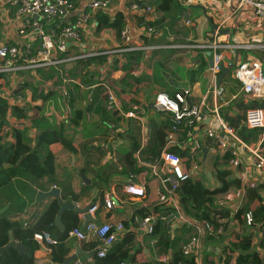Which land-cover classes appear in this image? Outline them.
I'll return each mask as SVG.
<instances>
[{
    "label": "built area",
    "instance_id": "1",
    "mask_svg": "<svg viewBox=\"0 0 264 264\" xmlns=\"http://www.w3.org/2000/svg\"><path fill=\"white\" fill-rule=\"evenodd\" d=\"M113 1L4 0L6 14L18 19L16 33L22 41L0 43V103L4 101L6 106L1 125V133L5 137L1 143L7 146L6 142H10L8 135L28 125V120L35 115L37 104L42 108L40 115L49 121L78 117L81 121L91 122L99 104L98 96H95L96 88L100 90L104 110L115 111L122 119L140 121L142 142H145L148 133V124L144 119L145 105L121 92L124 88L123 78L129 74H141L145 63L141 58L140 61H133L128 69H122L127 55L141 53L146 56L169 48L185 50L198 47L208 50L212 59L209 67L211 81L204 94L195 98L188 86L179 88L173 95L159 91L149 104L155 112L163 113L170 121L165 131L166 142L161 151L147 161L139 151L135 156L138 163L153 169L161 209L150 211L135 221L138 230L144 234L152 233L158 223H162L166 234L180 227L190 228L192 233L181 241L179 247L183 255L192 257L194 264H225L223 260L207 262L202 247L203 240L208 235L222 233L223 226L216 227L207 221L187 217L179 205L176 191L181 182L199 179L198 167L204 146L218 156L223 170L240 180L238 187L218 194L215 199L218 207L228 209L231 216L247 201L246 190L264 183V108H247L239 128L230 125L221 113L224 107L231 105L237 98L245 103L264 99V54L239 60L233 58L238 50H260L264 53V40L236 43L222 33L226 21L241 8L251 9L254 16L264 22V0H236L231 14L213 27L211 38L198 45L176 41L167 27L149 18L155 12L152 5L132 1L128 11L141 16L142 20L132 26L125 24L111 45L97 47L95 42L98 38L94 35L97 28L96 12L107 14L112 19L115 16L112 14ZM72 12H75L72 20L62 21ZM184 22L188 23L189 20L186 18ZM162 29L167 33L166 42L154 40L160 38ZM175 37L183 39L181 34ZM91 58H96V62L88 67L92 74L90 81L72 75L64 68L68 64L73 66ZM221 67L228 69L225 76L238 83L237 90L229 96H226L227 87L219 81ZM77 68L82 72L85 70L83 64ZM81 71L78 70V73ZM25 73L39 82L34 99L33 87L24 85ZM111 80L116 81L115 84ZM18 110L24 115L18 116ZM110 125L108 138L114 141L119 129L114 122ZM252 129L259 130L257 137L245 139L242 135L244 130ZM205 142L209 143L208 146ZM173 146L185 148L187 156L181 157L178 152L171 151ZM124 189L137 196L145 193L143 186L136 187L133 184H127ZM116 199L112 192H106L103 204L107 209H112L119 203ZM98 207L99 204L94 203L87 211L90 221L83 226L73 227L69 236L82 243L94 242V257L103 258L123 232L124 225L122 221L99 223L92 220ZM81 215L85 218L83 213ZM241 218L246 227L253 224L250 210H246ZM34 239L37 242L55 243L47 231L34 233ZM161 261L167 263L168 259L163 256ZM43 264L53 263L49 261ZM73 264L82 262L75 259ZM111 264L126 263L118 261Z\"/></svg>",
    "mask_w": 264,
    "mask_h": 264
},
{
    "label": "crops",
    "instance_id": "2",
    "mask_svg": "<svg viewBox=\"0 0 264 264\" xmlns=\"http://www.w3.org/2000/svg\"><path fill=\"white\" fill-rule=\"evenodd\" d=\"M73 1L80 2L82 0H73ZM159 1L160 0H142V3H140V4H148L153 6L155 10L154 12L155 16L151 14L149 18L155 21L161 18L160 13L156 11V5ZM130 2H132V0L113 1L112 14L114 15L121 14L123 17L124 25L127 24L129 26H132L137 21H141L142 18L141 16L133 15L131 12L128 11V5ZM177 2L181 7L200 6L202 8L201 10L202 12L199 11V15L204 19V21L207 20L208 23L211 22L208 31L203 32V42L201 43L191 42L192 41L191 35L194 34V32L196 31V30L194 31L195 25L192 21L185 23L187 28L190 30L189 31L187 30L188 33L182 35L183 39L175 37L178 36V34L174 35L176 41L179 42L186 41L189 44L198 45L205 43L207 40L211 38L210 33L212 32L213 27L216 26V24L221 19H224L231 14V12L235 8L236 0H177ZM6 8L7 5L5 4L4 0H0V43L3 41L7 43L21 42L22 38H20L16 33V24L18 22V19H15L14 16H8L6 14ZM185 12L187 16L186 17L184 16V18L186 19L188 17V13L187 11ZM202 13L204 16L201 15ZM74 16H75V12H72L71 14H67L65 18H62V21H64V19H65L64 22H66L67 20H72ZM178 22H180V25L182 24L181 19L177 20L176 18L175 21L172 23L173 25L170 26V18L165 17V19L160 21L159 23L165 25L169 29L174 25H177ZM166 24H168L169 26H167ZM117 33L118 32L113 28H106L102 30V32H97L96 30V34H94L98 38V41L95 42L96 46L106 47L111 45L114 42V40H116ZM222 33H225L227 35V39L236 43H255L258 41H263L264 22L260 21L257 17H255L251 9L241 8L239 11L236 12L233 18L226 21ZM166 35L167 34H165L164 38H159L154 40L166 42L167 41ZM193 48L198 49L199 51H201V53H203L206 56L204 65H206L209 68L210 65L208 64V59L210 58V54L209 56L207 55V52L209 51L198 47H193ZM163 50L183 51L184 49L179 50V49L169 48ZM161 51L162 50L155 51L153 56L159 55ZM263 54L264 53L260 50H238L236 54L233 56V58L234 59L238 58L239 60L241 58L245 59L251 56L261 57L263 56ZM153 56H151V58ZM142 58L144 61L145 56L143 54H142ZM157 60L158 59L154 61L149 60L148 61L150 66L149 69H147L145 64V68L143 72H141V74L138 75L129 74L122 80L124 88L121 89V92L129 95L131 99H137L138 101L142 102L145 105L144 119H145V123L148 124V132L150 131L151 119L156 118V115L159 113V112H155L152 109V107L149 105L153 97L155 96L154 94L151 93H153L154 90L156 93L159 92L160 90L159 85L157 86L152 85L153 81L151 77ZM200 61H201L200 57L188 59L187 64L188 62H191L190 64H188L189 72L191 71V69L192 70L198 69V64L200 63ZM80 64L82 65V63L74 64L73 66L68 64L64 68L67 71H69L72 75L81 76V78H85V74L83 72L77 73L76 68ZM147 72L149 73L148 77H146ZM165 73L169 77L166 78V80H168L169 82H170L169 79L174 80V84H171V82L170 84L174 85L175 88H178L177 84H187V86L192 89L191 91L195 98H198L199 96L205 93L211 81V75H210L208 80L205 81L204 84L205 87L203 89L204 91H202L201 89L202 83L197 81L195 78L197 74H195L194 80L190 81V77L187 75H184L180 77L179 80H177L176 77H173L169 72H165ZM23 79L27 81V83L29 81L31 83L30 85L31 87H33V85L35 87L39 86V82L34 81L33 80L34 78L29 73L23 74ZM228 80L232 81L233 83L231 84L233 85L230 84V86L227 87L226 96H229L231 93H234L237 90V89L235 90V85H236L235 80L230 78H228ZM221 83H223L224 85V77ZM139 85L142 88H140ZM147 88L148 91L146 93L144 90ZM34 92L35 90H33V99L35 97ZM95 95L98 96V100L101 102V96L97 88L95 89ZM228 107L234 108V106L232 105H229L224 108H228ZM41 109L42 108L37 104L36 107L34 108L35 116L32 117L30 120H28L27 123L28 125H26L23 129H18L8 135V137H10V142L9 143L6 142L7 146H4L3 143L0 142V154L2 158L1 159L2 163L0 164V215H3L9 220L20 222L22 226H31L36 222L40 214L47 208L49 203L53 199H56L55 197L52 196H40L39 192H46L51 187L55 186L59 188V196L63 198L62 193L64 191V188L70 186L73 187L74 190L79 192L82 189V185L86 184L88 185L87 189L78 197L76 201H72L70 199L71 202H73L76 206L84 207L90 202L101 204V202H103V196L106 192H112V194L118 199L119 203L114 208L109 209L110 212L107 214V216L96 212L95 217L91 219L99 223L106 221L110 223H114L116 221L123 222L124 230L122 233L118 235L117 240L112 248L119 247L127 252V257H126L127 264H172L170 260L173 257L172 256L173 253L176 250H180L179 247L181 241L186 239L187 236L192 233V230L190 228L187 229L184 227L182 228L180 227L175 229L173 232L171 231L166 234L164 232L165 229L163 228L162 223H158L152 233L144 234L138 230L137 223L135 221L136 218H140L145 214L149 213L150 211H156V210L160 211L161 209V206L158 204V199H157L158 195L156 189L157 184H156V179L154 178L155 176L153 175V169L149 165H141L140 163H138L135 156L136 152L139 151L144 160L147 161L148 158L151 157L150 153L144 150L146 141L142 142L143 140H142L141 130H140V140H141L140 147L136 149V151H134L132 154L135 163L139 169L138 173H132L128 176L116 175L106 180L101 179L98 176L87 177L83 174L79 175L77 173L76 168L75 170L73 169V166L76 164L74 160V155L70 153L68 158L66 153L63 152L64 151L63 144L60 142L49 143L44 137L42 131L45 129L48 130L56 129L59 128L60 126H63L64 128L70 127L71 131L73 129L77 132H81L85 130L86 127H90L92 123L94 122L96 123L98 117L94 115L93 120L91 122H87L83 120L81 121V119L76 117L77 120L74 125L73 122L75 118L63 119V120L54 118L51 121H49L48 119L41 116L42 115L40 112ZM131 120H136V119L120 118L117 122H115L119 131L117 132L114 141L108 138L109 134L106 140L100 141V144L103 145L104 149L106 150L105 151L106 156H104V158L101 161L102 164H107L108 162L115 164L117 162L116 153L123 152L128 148L129 142H128V138L125 135V129L128 125V122ZM137 121L141 128L140 121L139 120ZM70 123H72L74 127L70 126ZM4 137L5 136H3L1 140L2 142L4 141ZM204 144L208 146L209 143L205 142ZM8 146H12V147L8 148ZM74 147L75 149H77V145L75 142H74ZM183 149L185 150L184 157H186L187 151L185 148ZM206 149H207L206 154L203 155L202 153L199 162V167H198V171L200 174L199 179L205 177L208 180L212 181L213 179H217V168L214 165V162L217 161L219 163V159L217 155L210 152L208 147H206ZM4 150L6 152L3 155ZM25 150H30L35 152L40 162L47 160H54V162H52L47 166L43 165L39 169L37 174L34 176L32 175L29 176L28 173H23L21 175L15 176L14 174H12L11 170H14L16 165L20 162L21 157L23 156ZM177 151L181 152V149L177 148ZM212 159L213 161L211 165L213 166V168H209L206 165L209 164ZM218 169H222L220 165H218ZM81 175H83V177H85L86 179H89V182H87L86 179L82 178ZM19 180L22 183H15L16 181ZM127 184H133L136 187L143 186L145 189L144 195L137 196L135 194L127 193L124 189ZM2 190H4V195L1 192ZM260 196L264 202V187L260 190ZM177 198L179 201L178 195ZM185 215L189 218H192V216H189L186 213ZM77 216H78V223L76 226H83L85 224L86 219L79 212H77ZM60 221H61V227L56 225V223H55L56 228L52 227V224L49 225L50 229L47 232H49V235L53 239L57 236V234H59V232H62L64 230L65 223L62 220V218L60 219ZM230 221H232V219H230ZM158 225H160V227H158ZM231 229L232 227L229 225L225 232L222 231V233L224 232L223 235L228 236L229 233L231 232ZM222 233L214 234V235H221ZM180 234L182 236V239L179 240L177 239V237ZM231 234L233 235V232ZM162 237L172 238L171 246L166 253H161L158 249L159 247L158 240L161 239ZM13 239L14 241H21L23 244L22 239L17 240L14 237ZM254 242H255L254 248L258 250L257 239H255ZM37 243H38V249L33 252V264L34 263L43 264L49 261L52 262L51 254H50L51 244L47 241H42ZM204 243L206 244L205 246ZM75 244H78L80 246V249L83 250L81 246L84 243L78 242L76 240ZM202 247L204 250L205 260L211 263L212 261L217 262L218 257L220 256L219 244L213 245L210 241L204 239ZM24 248H25L24 252H26V247L24 246ZM74 250L75 248L72 250V253L74 252ZM83 251L89 252L90 250L88 251L83 250ZM206 251H209L210 253L207 254ZM163 256L167 257L168 259L167 263L161 261V257ZM76 259H79L82 262V264H95L94 255L90 258L89 257L87 258L82 255H78ZM73 262L74 260L71 262V264H73ZM52 263L56 264L54 262Z\"/></svg>",
    "mask_w": 264,
    "mask_h": 264
},
{
    "label": "trees",
    "instance_id": "3",
    "mask_svg": "<svg viewBox=\"0 0 264 264\" xmlns=\"http://www.w3.org/2000/svg\"><path fill=\"white\" fill-rule=\"evenodd\" d=\"M137 3H142V0H132ZM196 8L199 11L202 10L200 6H188L181 7L177 0H160L156 5V11L160 13L161 18L157 19L155 23H159L164 20L165 17L170 18V26L177 18V20L182 19L184 15L182 10L187 11V19L190 21V9ZM202 12V11H201ZM202 16L203 13L201 14ZM97 18V32L102 31L106 28H113L117 32L124 26L123 17L121 14L115 15L110 19L107 14L100 11L96 12ZM173 19V20H172ZM195 25L194 31L197 29V24L195 20H192ZM206 23V29L208 31L211 24ZM160 38H164L166 31L162 29L160 31ZM195 33V32H194ZM152 54L145 56L144 63L147 69H149V63ZM142 58L141 53H130L127 55V61L121 67L122 69H128L133 61H140ZM96 62V58L82 60L80 63L83 64V68L88 70V67L92 63ZM201 66L198 69H193L187 76L190 77V81L194 80L195 74L201 72L205 62L200 61ZM155 69L151 75L152 81L155 83L159 82L161 85L159 91H165L170 95H173L178 88L170 87L171 84L166 80V73L163 72V61L157 62ZM148 72L146 77H148ZM145 75V74H144ZM138 79V78H137ZM24 85L30 86L31 83L27 81ZM238 87L236 82L235 90ZM35 90L34 94L37 92V87L33 85ZM99 90V88H97ZM234 90V89H233ZM100 91V90H99ZM158 91V90H157ZM150 93V92H149ZM151 94H156L155 90ZM96 96V95H95ZM234 108L228 107L221 110L223 117L235 128H239L243 121V113L249 107H262L264 108V99L262 100H252L249 103H245L241 98H237L231 104ZM6 106L5 102L0 103V142L3 138L1 133V125L3 123V116L5 115ZM18 116H23V112L18 110L16 112ZM95 116L98 117L96 123H92L90 127H86L85 130L77 132L68 127L64 128L60 126L56 129H45L42 131L44 137L49 143L60 142L63 144V152L66 153L69 158V154L74 155V160L76 164L73 169H77V173L83 174L87 177L98 176L101 179H109L113 176H128L132 173H138L139 169L133 158V152L140 147V125L137 120H131L125 129V135L128 138V148L123 152L116 153L117 162L112 164L108 162L107 164H102V159L106 156V150L103 145L100 144L101 140H106L111 128L110 123L117 122L120 117L115 111H106L103 109L101 102L95 110ZM76 118L74 120V125L76 123ZM70 126L74 127L72 123ZM170 126V121L167 117H164L163 113H158L156 118L150 121V131L148 132L146 144L144 150L149 152L151 157L157 155L161 149L164 147L165 131ZM259 134V130H244L242 133L245 139H255ZM74 142L77 145V149L74 147ZM171 151H177L176 147H171ZM184 149L178 152L181 157L185 156ZM4 155V152H3ZM0 154V164L2 163ZM70 161V159H69ZM54 160H47L40 162L36 153L30 150H25L20 162L16 165L14 170H11L12 174L15 176L21 175L23 173H28L29 176H34L37 174L39 169L43 165H49ZM217 168V179L219 180V185L210 188L207 185V178L201 179H188L181 182L176 193L179 197V205L182 210L196 221H207L212 223L214 226L222 225L223 231L225 232L230 225L232 227L231 232L228 236L221 235H208L206 240L210 241L213 245L219 244L220 256L217 261L223 260L225 264H264V202L260 196V190L264 187V183L256 188H248L246 190L247 201L233 213L231 216L230 211L226 208H219L215 203L216 196L221 194L232 187H238L240 185V180L236 178H226L229 174L227 170L218 169L217 161L214 162ZM15 183H22L20 180ZM14 183V184H15ZM88 185H82L81 191L77 192L73 187H66L62 193V200H72L76 201L78 197L87 189ZM4 195V190L1 191ZM156 193V192H155ZM70 200V201H71ZM250 210L253 215V224L246 228L243 224L241 216L246 211ZM59 211V204L56 199H53L47 208L40 214L36 222L31 226H22L18 221L9 220L8 218L0 215V247L6 245L9 242V232L12 236L20 240L22 239L24 246L26 247V252L19 254L14 248H8L0 255V264H33V252L38 249V243L34 239V233L48 231L50 229L49 225L55 226V218ZM97 213L107 216L110 212L103 202L99 204L96 210ZM61 218L65 223L64 230L59 232L54 238L55 243L51 244L50 254L52 262L56 264H63L65 259H67L72 250L75 248L76 239L73 236H69V231L75 227L78 223L77 212L74 210L66 209L62 212ZM232 219V221H230ZM107 222V221H106ZM160 227V225H158ZM233 232V235L231 234ZM229 238V239H228ZM177 239H182L179 235ZM257 239L258 250L254 248ZM172 243V238H164L158 240L159 251L161 253H166L170 248ZM95 247L94 242H85L82 244L81 248L83 250H91ZM207 254L210 253L206 251ZM171 258L170 262L172 264H194L192 257L183 255L180 250H176ZM127 252L119 247H114L110 249L107 255L103 258L94 257L95 264H111L113 262L124 261L126 264ZM214 262V261H212Z\"/></svg>",
    "mask_w": 264,
    "mask_h": 264
},
{
    "label": "rangeland",
    "instance_id": "4",
    "mask_svg": "<svg viewBox=\"0 0 264 264\" xmlns=\"http://www.w3.org/2000/svg\"><path fill=\"white\" fill-rule=\"evenodd\" d=\"M189 13L191 15L190 22L192 20H195V22L197 24V29H196L195 33L191 35V40H192L191 42L201 43V42H203V32L206 29V23L204 22V19L199 15L198 9L191 8ZM153 15H154V13H153ZM184 21H185V18L183 17L181 19V23H182L181 25H180V22H178L177 25H174L173 27L169 28L168 30H169L170 34H172V35H175V34L183 35V34L188 33V31L190 29L187 28ZM166 25L169 26L168 24H166ZM196 57H200V59L203 60L204 62L206 60V56L203 53H201V51H199L198 49H195V48H188V49H185L183 51L162 50L159 55L153 56L150 59V61H154L156 59H158L157 62L163 61V68H164L163 72H169L173 77H176V79L179 80L180 77L187 75L189 73V67L187 64V60L193 59ZM164 62H165V64H164ZM199 66H201V63L198 64V67ZM154 67H155V69L158 68L157 65ZM76 70H77V73H78V70L81 71L80 68H76ZM191 72H192V69H191ZM83 73L85 74V80L90 81L92 78V74H91L90 70H84ZM210 75L211 74H210L209 68L206 65H204L203 69H201V72H199V74H197L195 76L196 80L202 83V85H201L202 91H204L203 89L205 87V85H204L205 81L208 80ZM228 78H229L228 76L224 77V86L225 87H228V86H230L231 83H233L232 81H229ZM111 81L113 82V84H115V82H116L113 80H111ZM158 84L161 85L159 82H156V81H155V83L154 82L152 83V85H154V86H157ZM143 85H145V84H143ZM231 85H233V84H231ZM139 87L142 88L140 85H139ZM170 87H173V86L171 85ZM144 91L147 93L148 88L145 89ZM212 161H213V159L206 166H208L209 168H213V166L211 165ZM226 178H233V175L228 174L226 176ZM207 185L210 188H213V187L219 185V180L213 179L212 181H210L207 179ZM182 232H184V231H182ZM205 245L206 244L204 243V246Z\"/></svg>",
    "mask_w": 264,
    "mask_h": 264
},
{
    "label": "water",
    "instance_id": "5",
    "mask_svg": "<svg viewBox=\"0 0 264 264\" xmlns=\"http://www.w3.org/2000/svg\"><path fill=\"white\" fill-rule=\"evenodd\" d=\"M182 14L186 17V12L185 10H182ZM209 52H207V55L209 56ZM208 64L211 66L212 64V59L209 58L208 59ZM228 73V69L226 67H221V74H220V77H219V81L221 82L223 77ZM166 78H169L168 75H166ZM171 84H174V80L173 79H169ZM177 87H180V88H187V84H177ZM206 147L203 148V155L206 154ZM82 178L86 179L85 177H83V175H81ZM87 182H89V179H86ZM39 195L40 196H52V197H55L58 204H59V211H58V214L55 218V223L56 225L60 226L61 227V214L64 210L66 209H70V210H74L75 212H79V213H83L85 215V223H87L88 221H90V217L87 213L88 209L91 208L94 204V202H90L89 204H87L86 206L84 207H79V206H76L73 202H71L70 200H62L61 197L59 196V188L53 186L51 187L48 191L46 192H39ZM11 247H14L19 254H22L24 251H25V248L22 244L21 241H14L13 239V236H12V233L9 232V242L0 247V255L2 254V252H4L5 250H7L8 248H11ZM78 255H82V256H85V257H92L94 255V250H90L89 252H85L83 250L80 249V246L78 244H75V250L74 252L67 258L65 259V261L63 262V264H71V262L73 260L76 259V257Z\"/></svg>",
    "mask_w": 264,
    "mask_h": 264
}]
</instances>
